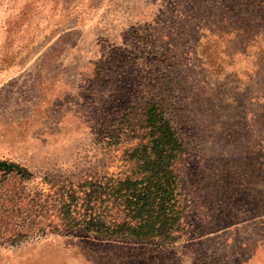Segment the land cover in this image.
Returning <instances> with one entry per match:
<instances>
[{
  "label": "rangeland",
  "instance_id": "rangeland-1",
  "mask_svg": "<svg viewBox=\"0 0 264 264\" xmlns=\"http://www.w3.org/2000/svg\"><path fill=\"white\" fill-rule=\"evenodd\" d=\"M0 66V159L33 172L24 190L46 207L21 208L43 230L1 244L0 264H264V4L0 0ZM149 98L184 144L181 237L82 241L47 208L53 186L122 171V147L100 139Z\"/></svg>",
  "mask_w": 264,
  "mask_h": 264
},
{
  "label": "trees",
  "instance_id": "trees-1",
  "mask_svg": "<svg viewBox=\"0 0 264 264\" xmlns=\"http://www.w3.org/2000/svg\"><path fill=\"white\" fill-rule=\"evenodd\" d=\"M264 4V0H258ZM4 66L11 64L8 58ZM2 68V66H0ZM115 126L102 136L105 152L121 148L122 171L85 174L53 186L55 198L47 208L58 224L83 240L99 243L144 242L156 249L174 244L183 231L185 205L179 174L184 164V144L163 104L146 99L141 108H124ZM34 174L17 162L0 159V245L15 244L33 236V229L17 223L21 208L40 214L45 203L38 190L28 193L23 183ZM15 179L20 189L6 187ZM14 214V223L6 217ZM41 230V231H42Z\"/></svg>",
  "mask_w": 264,
  "mask_h": 264
}]
</instances>
